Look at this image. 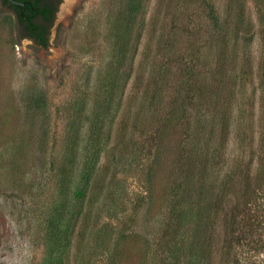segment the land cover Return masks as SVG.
I'll return each mask as SVG.
<instances>
[{
  "label": "trees",
  "instance_id": "trees-1",
  "mask_svg": "<svg viewBox=\"0 0 264 264\" xmlns=\"http://www.w3.org/2000/svg\"><path fill=\"white\" fill-rule=\"evenodd\" d=\"M20 1L23 9L12 5L18 28L27 26L47 48L39 32V20L50 17L47 0ZM145 2L128 0L123 22L114 26L117 41L91 90V106L84 98L71 106L78 116L57 166L45 264L59 262L62 247L93 244L104 217L101 227L114 228L131 202L122 178L147 161L152 193L163 159L167 264H249L251 253L264 255V36L232 0H167L171 22L149 52L147 69L137 60L148 24ZM186 18L191 22H179ZM132 79L138 98L125 104Z\"/></svg>",
  "mask_w": 264,
  "mask_h": 264
},
{
  "label": "rangeland",
  "instance_id": "rangeland-1",
  "mask_svg": "<svg viewBox=\"0 0 264 264\" xmlns=\"http://www.w3.org/2000/svg\"><path fill=\"white\" fill-rule=\"evenodd\" d=\"M127 2L62 0L45 49L19 40L15 18L0 2V264H45L57 166L66 130L78 116L71 106L81 98L91 106V90L107 71L117 41L114 26L123 22ZM232 2L244 8L245 22L264 36V0ZM145 5L148 24L137 60L148 69L149 52L154 54L156 41L167 35L171 17L167 19V0H146ZM191 20L200 19L193 15ZM255 40L253 54L259 62L261 34ZM136 68L139 74L137 64ZM138 88L139 82L130 80L125 104L138 98ZM144 138H139L142 143ZM141 164L130 178L121 177L127 181L131 202L121 209L119 220L112 221L114 228L101 227L104 217L97 232L92 231L93 244L62 247L57 263L167 264V165L163 159L164 169L148 193L149 162ZM128 198L125 193L123 200ZM90 224L91 220L87 233ZM248 261L264 264V255L251 253Z\"/></svg>",
  "mask_w": 264,
  "mask_h": 264
},
{
  "label": "flooded vegetation",
  "instance_id": "flooded-vegetation-1",
  "mask_svg": "<svg viewBox=\"0 0 264 264\" xmlns=\"http://www.w3.org/2000/svg\"><path fill=\"white\" fill-rule=\"evenodd\" d=\"M16 1H20V0H16ZM1 4L6 8V10L13 15V17L16 19V22L18 21V12L16 11V6H20L22 9L25 7V3L21 2L22 5H17L14 4L13 2L9 1V3H6L5 0H0ZM62 0H47V4L49 5V9H51L50 12V17L48 18H44L42 17L39 20V24L42 25V29L39 32H43L44 33V38L46 39V41L50 44V35H51V28L54 25L56 18L58 16L59 10H60V4H61ZM15 6L14 8L12 7ZM21 9V10H22ZM18 37H21L22 40H28L31 43L45 49V47H43L36 36L32 35V30H29L27 28V26L21 25L19 32L17 33ZM49 47V46H48ZM47 47V48H48Z\"/></svg>",
  "mask_w": 264,
  "mask_h": 264
},
{
  "label": "water",
  "instance_id": "water-1",
  "mask_svg": "<svg viewBox=\"0 0 264 264\" xmlns=\"http://www.w3.org/2000/svg\"><path fill=\"white\" fill-rule=\"evenodd\" d=\"M11 2H13L14 4H17V5H22V3L20 1H16V0H9Z\"/></svg>",
  "mask_w": 264,
  "mask_h": 264
}]
</instances>
